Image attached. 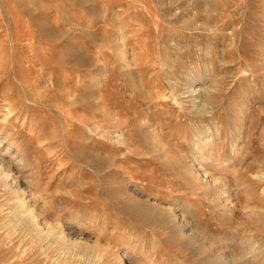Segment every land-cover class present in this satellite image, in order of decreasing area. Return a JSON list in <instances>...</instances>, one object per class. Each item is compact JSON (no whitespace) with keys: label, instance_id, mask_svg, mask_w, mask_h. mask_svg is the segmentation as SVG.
Returning <instances> with one entry per match:
<instances>
[{"label":"rangeland","instance_id":"1","mask_svg":"<svg viewBox=\"0 0 264 264\" xmlns=\"http://www.w3.org/2000/svg\"><path fill=\"white\" fill-rule=\"evenodd\" d=\"M263 73L264 0H0V129L68 233L0 190V264H264Z\"/></svg>","mask_w":264,"mask_h":264},{"label":"bare ground","instance_id":"2","mask_svg":"<svg viewBox=\"0 0 264 264\" xmlns=\"http://www.w3.org/2000/svg\"><path fill=\"white\" fill-rule=\"evenodd\" d=\"M222 14L223 13H221V16L220 14H217L214 18V21L206 23L205 29L213 31L214 34H219L224 28H226V26L230 24V20L226 21L225 16L222 17ZM179 17V27L189 30L196 28V24L194 22L185 20L181 13L179 14ZM201 25H203V23ZM77 63L78 61L76 62V64ZM258 64L260 65L261 63ZM259 72H261V68L258 69V74ZM185 92H187L189 96L193 95L191 101L193 102L194 106L203 108L202 106L205 105V100L203 96L198 93L197 89H194L192 88V86H190V88H188V90ZM4 107L7 111L6 114H10L14 110V107H12V105H4ZM194 170L195 173L194 171L193 173L197 178L201 177V179H205L204 174H201L199 170H196V168H194ZM0 190L6 192L10 196V198L13 199L9 203V209L10 211L14 212V222H17V224L13 225L16 228L12 230V232L18 229L19 224H31L32 229L29 231V234L30 237H32V241H39L41 238L46 236L52 237L53 240L62 239L63 237L67 236L68 233L66 232L64 225L60 221L57 222L54 228L51 230H44V228L39 225L38 212L41 208L38 206L37 200L41 197V194L38 191L37 175L33 170V166L28 157L23 153L21 146L13 137V132L10 130V128L3 131L0 129ZM132 205L136 207L135 209L139 210L140 206H138V203L136 205ZM146 205L149 208L145 207V212L150 211V213H152L153 209L157 208L160 212H163L164 215L161 216H163V219L165 220L167 226L172 227L175 232L179 234L186 233L184 232V229L187 230V223L183 224L184 222L182 221V219H179L180 217L173 210L164 206H157L150 203H147ZM60 209L62 208L60 207ZM7 224L8 223H5L3 224V226H6ZM188 230H190L189 227ZM11 234L12 233H9L8 231L5 235L6 237H9ZM68 238L70 239L71 235ZM2 240L0 243H2Z\"/></svg>","mask_w":264,"mask_h":264}]
</instances>
